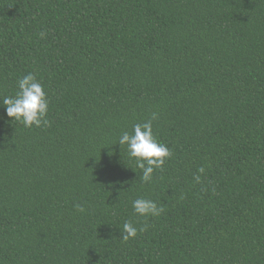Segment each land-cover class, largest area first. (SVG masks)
Listing matches in <instances>:
<instances>
[{
  "label": "trees",
  "instance_id": "obj_1",
  "mask_svg": "<svg viewBox=\"0 0 264 264\" xmlns=\"http://www.w3.org/2000/svg\"><path fill=\"white\" fill-rule=\"evenodd\" d=\"M29 73L49 126L6 115ZM0 264H264V0H0Z\"/></svg>",
  "mask_w": 264,
  "mask_h": 264
},
{
  "label": "clouds",
  "instance_id": "obj_2",
  "mask_svg": "<svg viewBox=\"0 0 264 264\" xmlns=\"http://www.w3.org/2000/svg\"><path fill=\"white\" fill-rule=\"evenodd\" d=\"M17 84L19 91L15 97L3 98L6 115L25 127L49 126L50 122L47 119L49 101L44 85L37 81L32 73L19 79ZM157 118L158 115L153 113L150 120L135 124L131 133L123 132L118 141L120 146H127L131 158H136V166L142 170L141 180L145 183L150 182L154 171L162 170L165 161L172 156L171 150L153 135L152 121ZM198 172L203 174L205 169L200 167ZM194 179L200 182L201 177L197 175ZM75 207L81 213L85 211L81 204H76ZM133 209L136 214L143 217H158L164 212L163 207L143 197L133 201ZM147 228V224L138 229L131 222H125L122 228V240L134 239L138 232H145Z\"/></svg>",
  "mask_w": 264,
  "mask_h": 264
}]
</instances>
